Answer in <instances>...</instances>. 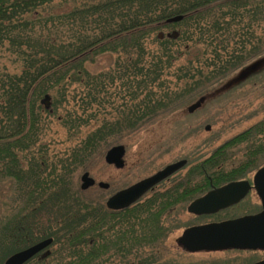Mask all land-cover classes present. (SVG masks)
<instances>
[{
  "label": "trees",
  "instance_id": "1",
  "mask_svg": "<svg viewBox=\"0 0 264 264\" xmlns=\"http://www.w3.org/2000/svg\"><path fill=\"white\" fill-rule=\"evenodd\" d=\"M175 16L182 21L166 22ZM263 52L264 0H0V185H11L23 206L0 229V244L14 235L21 247L52 238L55 264H154L173 203L153 191L113 213L85 197L74 173ZM105 54L113 64L91 73ZM54 116L77 141L64 155L50 156L42 143ZM193 162L196 175L178 179H247L264 165V117Z\"/></svg>",
  "mask_w": 264,
  "mask_h": 264
},
{
  "label": "rangeland",
  "instance_id": "2",
  "mask_svg": "<svg viewBox=\"0 0 264 264\" xmlns=\"http://www.w3.org/2000/svg\"><path fill=\"white\" fill-rule=\"evenodd\" d=\"M148 46H153L151 41L148 42ZM113 58L109 54L102 55L93 65H89L88 69L91 73L105 71L113 64ZM256 58L251 60L255 73L235 84L233 82L238 80L240 73L238 71L228 77L230 79L234 76L228 82V84L233 83L232 86L220 88L224 82L213 85L211 97L190 116L187 115L184 106L167 115L168 117L126 137L119 143H113L97 152L89 158L83 168L77 169L74 173L73 182L75 185H80L79 179L84 172L89 173L96 183L108 184V190H101L94 186L84 192L86 198L104 204L112 194L153 175L171 163L186 159L191 164V162L195 163L194 159L206 158L221 143L260 121L264 117V59ZM249 62L244 67L246 70L244 74L249 73V68L252 66ZM8 68L11 70L10 67ZM191 102L193 103L194 100ZM61 113L63 111L60 109L58 114ZM170 119H175V126L172 127L173 122ZM206 127H209V130H205ZM67 136V131L59 125L56 117L49 118L48 129L42 143L48 146L47 150L50 152V156L64 155L74 147L77 141L69 140ZM117 144L123 145L126 149L125 166L122 169H115L104 162L106 150ZM189 168L191 166L185 168L184 171ZM254 172L249 173L246 178L251 181ZM12 190L11 185H0V221L11 212L9 201L14 195ZM257 204L259 201L253 196L247 198L239 207L214 217L194 218L184 211L181 212L176 218V223L178 222L179 225L173 226L170 221L168 222V227H173V229L170 230L171 233L161 245L163 250L161 253H157L154 264H243L251 261L250 255L237 257L236 254L220 252L189 253L176 245V239L180 237L182 230L190 225L206 223L214 219L242 216L257 211L259 208ZM45 217V214L40 217V229L43 226V220L46 221ZM169 220L172 218L170 217ZM20 247L12 242H4L0 246V262L6 254L7 257L9 252ZM55 250L56 245L52 246L49 252L53 255ZM259 255L257 254V256ZM54 260L55 258L50 257L46 260V264H55ZM117 262L115 261L116 264Z\"/></svg>",
  "mask_w": 264,
  "mask_h": 264
},
{
  "label": "water",
  "instance_id": "3",
  "mask_svg": "<svg viewBox=\"0 0 264 264\" xmlns=\"http://www.w3.org/2000/svg\"><path fill=\"white\" fill-rule=\"evenodd\" d=\"M182 19L183 16H175L168 19L166 22L172 24L180 22ZM161 36L160 34L159 37ZM176 36L177 33H173L168 37L175 38ZM261 58L264 59V56ZM251 65L250 62V66ZM244 67L239 70L238 80L233 83L238 84L252 73H255L254 64L249 68V73L247 74H244L246 71ZM233 77L234 76L227 79L220 88L232 86L233 83L228 84V82L232 80ZM210 97V93L200 97L186 108V112L188 114L194 113L200 109L203 103ZM41 104L45 109H48L50 106V97L48 95L44 96ZM205 130H209V127H206ZM124 155L125 147L123 145L113 146L106 151L104 162L107 165L113 166L115 169H122L125 166ZM185 164V160L169 164L153 175L116 192L107 199L106 207L112 211H120L129 208L160 182L183 168ZM79 181L81 191H86L95 185L103 190L109 188V185L103 182L96 184L87 172L80 176ZM249 189H251V187L247 181L231 182L219 189L209 192L207 195L191 203L188 207V212L197 215L214 213L238 203L244 198ZM253 189L256 191L261 201L263 208L262 213L233 221L189 229L184 233L181 239L182 244L190 251L214 250L228 247L251 249L264 248V166L261 167L253 177ZM51 243L52 239L38 242L23 251L13 254L4 264H24L37 253L50 246ZM47 254L48 253L45 252L43 257ZM258 264H264V261Z\"/></svg>",
  "mask_w": 264,
  "mask_h": 264
},
{
  "label": "flooded vegetation",
  "instance_id": "4",
  "mask_svg": "<svg viewBox=\"0 0 264 264\" xmlns=\"http://www.w3.org/2000/svg\"><path fill=\"white\" fill-rule=\"evenodd\" d=\"M170 32H172V31H170ZM170 32H168V33H170ZM263 55H264V52L261 53L260 55L256 56V57L258 58V57L263 56ZM182 160H185L186 161V164H185V166L182 169H180L179 171H177L176 173H174L171 177L165 179L164 181H162L161 183H159L157 186H155L151 191H149V193L150 192H153V191H155L157 193H160L161 195H164L166 199H168L170 202L173 203V206H171L173 208V210H172V216H171L172 220H170V223H172L173 226L179 225L178 222L176 223V218L183 211L186 212V214H188L189 216L194 217V218L214 217V216L219 215L221 213H224V212H226V211H228V210H230L232 208L239 207L247 198H251L253 196L258 199L259 204H257V205L259 206V208H258L257 211H254V212H251V213L242 215V216H238V217L214 219V220H210V221H208L206 223H200V224H196V225H190V226H188V227H186V228H184L182 230V233H181L180 237L176 239V245L178 247H180L182 250H185V251H187L189 253H194V254H197V253H217V252H220V253H223V254H225V253L236 254V255H238L237 257H240L242 255H250L251 261H248V262L243 263V264H258V263L263 262L264 261V248L251 249V248L228 247V248L214 249V250L190 251L189 249H187L182 244L181 239H182L184 233L187 230H189V229L196 228V227H202V226H206V225H211V224H219V223L226 222V221H233V220H237V219L244 218V217H249V216H255V215H258V214L262 213V211H263V208H262V205H261V201H260L259 197L257 196L256 191L253 189V182H252V180L250 181L248 179H239V180L229 181L227 183L218 184V183L214 182L213 180H211L208 177L206 179H201V180L200 179H195V178L178 179V177H181V176H184V175H189V174H191L190 176H195L196 175L195 173L189 172L190 171V168L188 170H186V171H184V170H185V168H187L189 166H191V167H193V166H199L198 164H190V163H188V161L186 159H180L178 161H182ZM178 161H176V162H178ZM252 179H253V177H252ZM237 181H247L249 183L250 187H251V189L248 190V192L244 196V198L242 200H240L238 203H236L234 205H231V206H229L227 208L218 210V211H216L214 213H209V214H200V215H197V214H192V213H189L188 212L189 205L191 203H193L194 201H196L199 198L207 195L209 192H211L213 190H216V189H219V188L223 187L224 185H226L228 183L237 182ZM28 199H31V198L30 197H26V200L27 201H29ZM9 202L11 204V212H10V214L8 216L4 217L5 219L3 218L2 221H0V229L5 224H7L8 222L9 223L12 222V220H13V223H15L17 221V216H19V214L23 213V212H18V208L19 207H20V209L23 208V206L19 205V202H21V201L18 200V197L11 196ZM104 204H105V202H104ZM110 212L115 213V212H119V211H111L110 210ZM34 214L35 213H33L32 205L29 203V205L27 207V212L25 214L26 215L25 218H27V223L29 224V226H27L28 234H31L34 231L33 230V227H32V223H33V220L32 219H33V215ZM43 214L44 213L37 212V216L39 217V220H40L41 215H43ZM23 218H24V216H23ZM45 219H46V221L45 220H43V221L46 224L47 218L45 217ZM44 222H43L42 228H44V226H45ZM12 227L13 226L10 227V230H11ZM22 228L23 227L21 226V229ZM172 229H173V227L169 228L167 234L157 244L158 250H160V252H158V253H161L162 252L163 248H161V245L166 240L167 236L171 233L170 230H172ZM18 239L19 238H17L16 235H14V236H11V240L8 239L7 242H9V243L12 242L15 245H19ZM46 239H49V238H42L41 240H39V241H37V242H35L33 244H30L29 246H26V247L15 248V251L12 252V253H10L4 259L3 264L13 254L18 253L20 251H23V250L29 248L30 246H32V245H34V244H36L38 242H41L43 240H46ZM49 249H50V246L46 247L44 250H42L39 253H37L35 256H33L28 261H26L24 264H40V263L46 264V260L50 256ZM45 252H47L48 254L45 257H43V255L45 254ZM257 254L258 255L260 254V255L257 256ZM239 264H241V263H239Z\"/></svg>",
  "mask_w": 264,
  "mask_h": 264
}]
</instances>
